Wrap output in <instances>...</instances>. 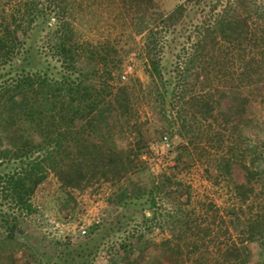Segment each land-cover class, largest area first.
Masks as SVG:
<instances>
[{"label":"trees","instance_id":"trees-1","mask_svg":"<svg viewBox=\"0 0 264 264\" xmlns=\"http://www.w3.org/2000/svg\"><path fill=\"white\" fill-rule=\"evenodd\" d=\"M115 1L131 11L134 18L141 19L140 27L157 25L160 33L166 28H184L188 24L196 29L199 35L193 54L198 48L201 52L198 60L196 55L189 61V66L195 62L197 65L182 73L183 83H180L183 92L198 85L203 86V91L191 96L196 102L184 98V103L192 105L194 110L180 108L178 116L183 119L184 127L189 114L190 119L197 117V112L206 119L210 118L206 114L212 115L215 125L206 129L211 131L207 138L219 154L213 158L211 173L216 183L218 179L226 181L234 195L229 216L230 223L238 228V241L223 242L218 238L228 234V226L212 234L210 225H201L200 216L180 208L177 211L180 228L177 235L163 242L166 250L172 255L185 253L187 264H210L209 245L213 244L218 258H222L220 264H249L250 241L260 240L261 255L264 253V138L243 134L249 126L264 129V122L260 121V113L264 111V0H229L216 15L213 12L218 4L214 0ZM47 2L49 5L43 6L36 0H20V5L6 9L8 2L0 0V160L18 165L13 171L0 172V249H7L0 251V255L13 252L14 242H31V253L37 256L39 264H50L57 255L53 249L45 261L38 251L43 241L51 239L45 235L42 239L34 235L21 239V236L28 232L25 226L29 215L38 209L31 198L51 173L59 180L61 192L67 194L68 188H84L95 181L119 183L108 199L114 210L144 197L149 210H153L157 194L162 192L168 196L176 191L179 198L190 201L187 184L170 176L158 182L142 164L141 155L150 138L139 127L137 104L146 95L140 94L136 85L122 81L125 79L123 58L116 54L115 46L105 42L98 49L96 46L87 50L88 42H79L77 38L80 32L73 23L76 10L71 7V0ZM92 3L88 2L87 8ZM195 16H201L202 23H195ZM42 26L49 28V32L53 30V41H48L52 57L60 62L58 66L50 63L39 67L42 56L32 43ZM158 40V37L150 38L147 47L152 83L163 98L156 81L163 77L156 54ZM217 46H226L220 50L219 57L238 49L239 66L226 71L210 66L212 60L215 64L218 60L213 55ZM171 81L168 86L164 84V90L171 86ZM151 92L150 89V96ZM11 127H16L17 135L8 150L2 143ZM189 128L195 129L193 124ZM134 133L132 142L129 137ZM229 141L234 146L229 147ZM168 184H176L175 189L166 191ZM5 202L19 209L6 212L1 208ZM152 216L156 217V211ZM147 218L144 212V221ZM102 220L91 226L89 232L80 231L84 241L65 259L62 253L59 255L63 264L68 260L71 264H81L74 256L89 263L101 245L100 240L93 242L90 233L103 224L109 225L107 218ZM216 220L226 222L223 216L214 214L210 224ZM135 230L120 243L109 245L105 264H118L120 257L129 256L133 246L151 242L145 230ZM68 239L55 240L51 246L70 248L73 243ZM257 264H264V260Z\"/></svg>","mask_w":264,"mask_h":264},{"label":"rangeland","instance_id":"rangeland-1","mask_svg":"<svg viewBox=\"0 0 264 264\" xmlns=\"http://www.w3.org/2000/svg\"><path fill=\"white\" fill-rule=\"evenodd\" d=\"M3 1L8 2V5L5 6L6 9H10L14 4L20 5V0ZM22 1L27 2L28 0ZM36 1L38 5H49L47 0ZM91 1H94V3L90 4L91 8H87V3ZM214 1L218 4L217 9L213 12L216 15L217 12L223 9L225 4H228L229 0ZM118 3L115 0H71V7L74 6L76 10L74 13L76 18H72L73 23L80 32V36L77 38L79 42H88L86 45L87 50L96 48V46L98 49L99 45L105 42H110L115 46L116 54L123 58V73L127 70L129 75L122 81L136 85L140 94L146 95L141 96L137 104L139 127H141L143 134L150 138L148 145L145 147V152L141 155L142 164L147 166L149 173L158 182L164 180L165 176H170L174 180H180L187 184L190 191V201L179 198L176 191L168 196H163L162 192L157 194V202L153 210H149L147 207L148 203L145 201V197L131 202L127 206L121 205L117 210H114L113 205L108 203V199L113 191L118 188L119 183L105 180L95 181L84 188H68L69 192L67 194L61 192L62 187H60L59 180L51 173L39 185L36 193L31 198L38 209L29 215V222L25 226V231H28L27 236H21V239H26L28 236L33 237L32 235L41 239L44 235L47 236L51 240L43 241L42 246L38 249L42 259L45 261L49 259L48 253L54 252L53 249H55L57 255L50 261V264H63L60 259L62 257L65 259L69 252H73V248H77V245L84 241L80 231L82 233V229L86 228L89 232L91 226L95 223H101L103 217H105L109 225L105 226L103 224L102 227L90 233L94 237L93 242H96L95 240L101 241L99 250L94 256H91L89 263H86L79 256H74L77 263L105 264V252L108 251L109 245L120 243L125 239V236L136 229L135 231L145 230L151 242L145 245L133 246L132 252L128 253L129 256L126 258L120 257L118 264H187L188 258L185 253L172 255L166 250L163 243L167 238L178 234L180 225L177 221V214L179 213L177 211L180 208L184 211H193L195 217L200 216L198 217L199 220H203L201 225H210L212 234L228 226V234H221L218 238L223 239V242L239 240L238 228L235 224L230 223L231 216H229L235 203L233 192L226 181L218 179L219 182L216 183L215 176H212L211 173L213 158L219 154V150L216 146L210 144L211 141L207 138V133H211V131H206V129L214 126L215 121L211 118L212 115L206 114L210 117L206 119L202 113L197 112V117L194 119H190L189 114V117H187L189 122L183 127V119L178 116L180 108L185 107L190 112L194 110L191 109L192 105L184 103V98L188 99L190 97L191 102H196L198 100L193 99L191 96L203 91L202 85L196 86L195 90L192 89L193 87L185 88L184 92L181 86L183 83L182 73L191 71L197 65V62H195V64L189 66V61L196 55L197 60L199 58L201 52L199 48L193 54L194 45L199 34L191 24L186 25L184 28L181 26L166 28L161 33L160 29L156 28L157 25L149 24L151 25L149 28L140 27L141 19L134 18L131 11L125 10L121 3ZM200 18L201 16H195L194 22L202 23V21H199ZM51 22H54V18L51 19ZM151 27L153 29H150ZM49 31V28L42 26L37 31L36 37H34L35 42L32 43L34 49L42 56L39 67H45L50 63L60 65L56 57H52L53 52L49 41H53L51 36L54 35L53 30L52 32ZM152 37L159 38L156 54L160 59L161 75L163 77H158L156 81L164 95L163 98L158 96L152 83L154 78L152 77L150 51L147 47V43ZM219 41V43H223L222 39H219ZM111 44L109 45L111 46ZM224 48L226 49V46ZM224 48L222 46L221 48L216 47L213 55L218 60L216 64L212 60L211 65H209L215 66L214 69L225 71L237 68L240 59L236 60V57L239 50L227 53L226 57H219L220 52L223 51L221 49ZM220 61H223L224 64ZM128 65H131L132 68H127ZM241 65L244 66V64ZM155 76L157 77V75ZM169 80H172L171 86L164 90V84L168 86ZM150 89L152 90V96H150ZM260 115V121L263 123L264 111ZM189 124H193L195 129L190 130ZM262 126H264V123ZM135 133L129 137L132 142L134 141V135L137 134ZM243 134L248 135L250 138L257 136V138L262 139L264 138V129L258 128L256 130L249 126L245 127ZM16 135V127L9 128L2 147L9 150L12 147L11 141ZM164 135H167L170 139L171 147L169 150H163L159 147L160 138ZM228 145L229 147L234 146L233 142L230 141ZM202 147L205 148L204 151ZM225 148H227V143ZM221 153H223L222 150ZM16 167H18L16 162L3 163L0 160V172L13 171ZM175 187L176 184L171 186L168 184L166 191L171 188L175 189ZM181 200L185 201L182 202ZM2 204V210L6 212H17L19 209L8 202ZM143 206L145 208L142 210ZM153 211H156L155 218L152 216ZM144 212L148 216L146 221L143 219ZM214 214L223 216L226 222L221 223L218 219L215 223L210 224ZM118 228L120 230H117ZM68 236L71 237V240L68 239ZM66 238L72 241V247L65 248L59 244L56 247L51 246L53 241H66ZM14 244L13 252L6 251L5 254L0 255V264H39L37 256L31 253L32 249L29 245L31 242H28V245L22 244L21 241L14 242ZM249 246L251 248L249 264H257L258 261L264 260V253L261 255L263 249L260 246V240L250 241ZM209 249L210 264H220L222 258H218L214 245L210 244ZM5 250H7L5 247L0 249L2 253ZM61 253L63 256L59 258ZM66 264H71V262L68 260Z\"/></svg>","mask_w":264,"mask_h":264},{"label":"built area","instance_id":"built-area-1","mask_svg":"<svg viewBox=\"0 0 264 264\" xmlns=\"http://www.w3.org/2000/svg\"><path fill=\"white\" fill-rule=\"evenodd\" d=\"M127 68L131 69L132 66L128 65ZM128 75V71L126 70L125 73H123V78H126V76ZM155 148L156 146L153 145ZM159 147L163 150H169L171 147V143H170V139L167 135H164L160 138V145ZM82 233H86V228L82 229Z\"/></svg>","mask_w":264,"mask_h":264}]
</instances>
